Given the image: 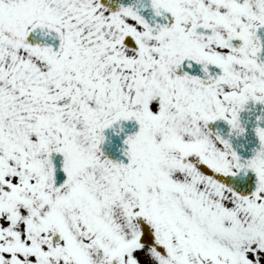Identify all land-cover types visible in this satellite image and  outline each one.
Masks as SVG:
<instances>
[{"label":"snow or ice","instance_id":"1","mask_svg":"<svg viewBox=\"0 0 264 264\" xmlns=\"http://www.w3.org/2000/svg\"><path fill=\"white\" fill-rule=\"evenodd\" d=\"M249 101L264 0H0V264H264Z\"/></svg>","mask_w":264,"mask_h":264},{"label":"flooded vegetation","instance_id":"2","mask_svg":"<svg viewBox=\"0 0 264 264\" xmlns=\"http://www.w3.org/2000/svg\"><path fill=\"white\" fill-rule=\"evenodd\" d=\"M262 112H264V104L249 101L245 107V113L240 115V117L241 119H247L249 122L258 123L256 117ZM221 121L223 120L218 121L217 124L219 125Z\"/></svg>","mask_w":264,"mask_h":264},{"label":"water","instance_id":"3","mask_svg":"<svg viewBox=\"0 0 264 264\" xmlns=\"http://www.w3.org/2000/svg\"><path fill=\"white\" fill-rule=\"evenodd\" d=\"M223 132H224V134H228V129H226V130H222ZM237 135H232V139H234L235 137H236Z\"/></svg>","mask_w":264,"mask_h":264}]
</instances>
